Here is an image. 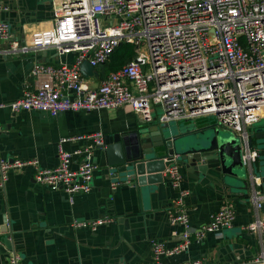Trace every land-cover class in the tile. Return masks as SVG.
I'll use <instances>...</instances> for the list:
<instances>
[{"label":"built area","instance_id":"built-area-1","mask_svg":"<svg viewBox=\"0 0 264 264\" xmlns=\"http://www.w3.org/2000/svg\"><path fill=\"white\" fill-rule=\"evenodd\" d=\"M54 25L34 31L29 40L13 38L8 21L0 19V40L8 44L0 54L12 55L54 49L58 56L74 53L70 65L35 62L28 72L35 83L24 82L22 94L0 101V108L11 111L39 110L51 115L70 111H96L128 107L143 122L153 120L158 106L159 122L193 120L213 116L216 127L232 130L242 141L241 161L250 167L258 151L248 147L249 128L264 117V0H50ZM8 9L0 5V10ZM121 43L133 47V56L116 70L109 71L91 86L80 64L87 60L96 68L107 62ZM156 108V110H157ZM221 130V129H220ZM104 134L61 138L58 163L52 168L39 165L37 159L0 157V187L9 171L34 167V180L51 188H62L72 202L75 193L88 192L99 165L93 161L96 146ZM85 140L87 144L67 151L63 142ZM77 160V167L71 164ZM177 191L167 213L170 222L181 228L182 241L168 247L151 240L153 264L185 250L191 239L201 240L206 233H219L232 225L235 210L225 200L209 221L191 228L186 196L177 162L165 171ZM253 180L260 184L259 177ZM111 186L115 188L116 183ZM249 200L264 206V192L253 188ZM109 218L73 221L74 228L96 230ZM264 227V219L247 226ZM7 264L22 262L16 249L9 251ZM178 264H264V252L255 259L223 263L199 259Z\"/></svg>","mask_w":264,"mask_h":264},{"label":"crops","instance_id":"crops-1","mask_svg":"<svg viewBox=\"0 0 264 264\" xmlns=\"http://www.w3.org/2000/svg\"><path fill=\"white\" fill-rule=\"evenodd\" d=\"M0 5L8 8L0 10V19L9 22L13 38L29 40L34 31L54 25L50 0H0ZM7 44L8 41L0 40V49ZM74 58V53L58 56L54 49L0 54V101L19 98L25 81L35 83L34 78L27 75L33 63L70 65ZM96 72L98 76L87 77L91 86L97 85L109 71L96 69ZM154 113L152 116L158 122L157 111ZM142 122L128 107L88 112L67 110L56 115L39 110L13 112L4 107L0 108V157L37 159L41 167L52 168L58 163L57 148L61 138L97 131L111 134ZM173 122L182 132L205 129L210 132L217 128L213 116ZM255 128L251 126L249 132H254ZM85 144V140H67L62 145L70 151ZM93 161L99 168L94 173L91 189L73 194L72 202L62 188L35 182L32 165L8 172L4 187H0V227L6 223L11 232L6 242L0 241V264H7L12 249H16L22 262L27 264H153L151 240H160L168 247L182 241L180 226L171 223L167 213L177 191L166 175L158 184L137 187L131 181L115 185L113 189L100 149H94ZM263 162L261 158L253 165L260 170ZM77 163L74 160L72 168H76ZM247 170L250 175L252 169L247 167ZM179 172L182 186L189 190L185 201L193 230L207 223L225 200L233 203L235 216L229 228L219 233L208 232L199 241L192 238L185 250L161 257L162 264L199 259L240 263L264 252V227L247 228L264 219V206L258 208L249 200L253 188L264 192V171L254 175L259 177V185L253 177L246 179V185L243 179L233 177L227 185L188 173L182 165ZM103 218L110 221L93 231L71 225L75 220Z\"/></svg>","mask_w":264,"mask_h":264},{"label":"water","instance_id":"water-1","mask_svg":"<svg viewBox=\"0 0 264 264\" xmlns=\"http://www.w3.org/2000/svg\"><path fill=\"white\" fill-rule=\"evenodd\" d=\"M80 70L85 77L98 76L94 68L84 60ZM175 123L151 122L104 134L101 150L111 183L133 181L137 187L158 184L165 179L166 167L177 162L188 173L210 177L228 185L233 177L245 181L264 171L252 165L251 174L241 161L242 141L235 135H222L212 128L195 132H182ZM178 128V129H177ZM248 147L258 151V159L264 161V127L255 128L250 134ZM256 160V161H257ZM10 229L4 223L0 227V241L6 242Z\"/></svg>","mask_w":264,"mask_h":264},{"label":"trees","instance_id":"trees-1","mask_svg":"<svg viewBox=\"0 0 264 264\" xmlns=\"http://www.w3.org/2000/svg\"><path fill=\"white\" fill-rule=\"evenodd\" d=\"M133 56V47L128 43H121L115 52L112 54L109 61L102 64L104 67L102 69L107 72L111 70H116L127 60L131 59ZM101 65V66H102Z\"/></svg>","mask_w":264,"mask_h":264},{"label":"rangeland","instance_id":"rangeland-1","mask_svg":"<svg viewBox=\"0 0 264 264\" xmlns=\"http://www.w3.org/2000/svg\"><path fill=\"white\" fill-rule=\"evenodd\" d=\"M102 67H104L103 65L101 66H98L96 69H97V71H99L100 69H102ZM158 106H153L152 105V109H153V113L155 112V111H157V114H159V113H161V110L159 109V108H157ZM156 108H157V110H156ZM155 114V113H154ZM214 118V117H213ZM171 124H173L174 122L173 121H171L170 122ZM253 127L255 128H258V127H264V118H262V119H260L257 123H255L254 125H253ZM219 129H221L220 130V133L222 134V135H224V136H226V135H232L233 133H232V130H228V129H223V128H219ZM251 130V129H250ZM250 134L251 133H253L252 131L251 132H249Z\"/></svg>","mask_w":264,"mask_h":264}]
</instances>
